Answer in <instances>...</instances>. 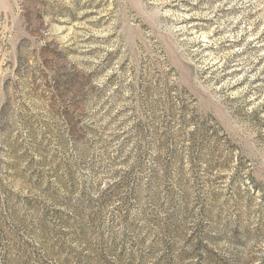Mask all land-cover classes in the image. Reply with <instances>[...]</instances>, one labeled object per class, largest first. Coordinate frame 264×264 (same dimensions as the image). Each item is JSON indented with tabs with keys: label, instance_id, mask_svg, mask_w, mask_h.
<instances>
[{
	"label": "rangeland",
	"instance_id": "obj_1",
	"mask_svg": "<svg viewBox=\"0 0 264 264\" xmlns=\"http://www.w3.org/2000/svg\"><path fill=\"white\" fill-rule=\"evenodd\" d=\"M0 264H264V0H0Z\"/></svg>",
	"mask_w": 264,
	"mask_h": 264
}]
</instances>
